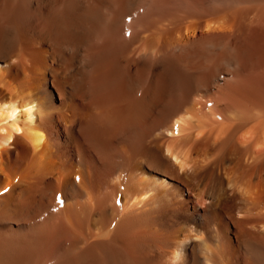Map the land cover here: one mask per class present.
<instances>
[{
  "label": "bare ground",
  "instance_id": "6f19581e",
  "mask_svg": "<svg viewBox=\"0 0 264 264\" xmlns=\"http://www.w3.org/2000/svg\"><path fill=\"white\" fill-rule=\"evenodd\" d=\"M0 264H264V0H0Z\"/></svg>",
  "mask_w": 264,
  "mask_h": 264
},
{
  "label": "clouds",
  "instance_id": "9594fccd",
  "mask_svg": "<svg viewBox=\"0 0 264 264\" xmlns=\"http://www.w3.org/2000/svg\"><path fill=\"white\" fill-rule=\"evenodd\" d=\"M14 102V101H13ZM10 102V103H13ZM9 103V104H10ZM85 110H77V116L74 123L79 124V130L83 135L87 136L90 135L95 127L105 119V113L98 111L101 108V103L97 102L96 100H92L91 102H85ZM82 121L83 123H80Z\"/></svg>",
  "mask_w": 264,
  "mask_h": 264
},
{
  "label": "snow or ice",
  "instance_id": "6c2138e0",
  "mask_svg": "<svg viewBox=\"0 0 264 264\" xmlns=\"http://www.w3.org/2000/svg\"><path fill=\"white\" fill-rule=\"evenodd\" d=\"M57 202H59V198L57 197ZM121 203L120 200H117V204Z\"/></svg>",
  "mask_w": 264,
  "mask_h": 264
}]
</instances>
